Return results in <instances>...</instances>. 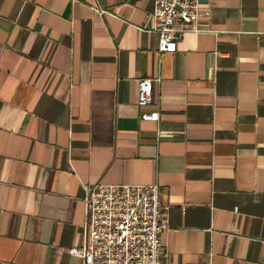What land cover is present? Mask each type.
Listing matches in <instances>:
<instances>
[{
    "label": "crops",
    "instance_id": "0c3cea01",
    "mask_svg": "<svg viewBox=\"0 0 264 264\" xmlns=\"http://www.w3.org/2000/svg\"><path fill=\"white\" fill-rule=\"evenodd\" d=\"M201 5L159 56L153 0H0V264H81L98 182L159 183L164 263L264 264V0Z\"/></svg>",
    "mask_w": 264,
    "mask_h": 264
},
{
    "label": "built area",
    "instance_id": "2783aa9c",
    "mask_svg": "<svg viewBox=\"0 0 264 264\" xmlns=\"http://www.w3.org/2000/svg\"><path fill=\"white\" fill-rule=\"evenodd\" d=\"M153 2L151 16L153 31L158 37L156 52L159 56L176 52L182 37L187 32L197 31L199 22L209 16V12L202 9L201 0ZM156 81L159 83L160 79ZM152 83L151 79L138 81L137 102L140 107L151 103ZM141 118L159 123L160 105L151 111H142ZM161 135L158 130V137ZM83 202L82 244L70 251L81 258V264H174L162 261L161 235L169 230L170 225L158 182H98L86 186Z\"/></svg>",
    "mask_w": 264,
    "mask_h": 264
}]
</instances>
